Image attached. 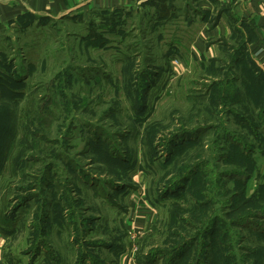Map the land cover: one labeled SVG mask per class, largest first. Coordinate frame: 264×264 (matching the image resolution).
I'll use <instances>...</instances> for the list:
<instances>
[{
	"label": "rangeland",
	"instance_id": "obj_1",
	"mask_svg": "<svg viewBox=\"0 0 264 264\" xmlns=\"http://www.w3.org/2000/svg\"><path fill=\"white\" fill-rule=\"evenodd\" d=\"M195 5L0 20V264H264V70Z\"/></svg>",
	"mask_w": 264,
	"mask_h": 264
},
{
	"label": "crops",
	"instance_id": "obj_2",
	"mask_svg": "<svg viewBox=\"0 0 264 264\" xmlns=\"http://www.w3.org/2000/svg\"><path fill=\"white\" fill-rule=\"evenodd\" d=\"M135 1L145 0H0V20L14 19L23 14L25 10L56 14L82 5L101 8ZM195 4L198 9L196 13L200 14V18L191 19V23L205 22L209 28L204 33L207 41L213 38H217L219 41L225 40L226 51L234 54V60L254 63L257 69L264 70V0H195ZM209 45L212 44L206 42L204 50L206 48L208 51L212 50ZM145 201L147 200L144 198L140 201L137 200L136 205H132V208L139 207L138 203L144 207ZM148 208L144 211L137 210L135 213L131 211L129 214L128 221L131 226L129 228L135 229L136 240L139 238V234H144V230L150 227L153 221L155 214L151 211L152 206ZM141 213L145 217L141 216ZM147 217L150 221L148 224ZM126 247L127 245H125V254L120 256V264H138L135 252H132L129 246L127 249Z\"/></svg>",
	"mask_w": 264,
	"mask_h": 264
},
{
	"label": "built area",
	"instance_id": "obj_3",
	"mask_svg": "<svg viewBox=\"0 0 264 264\" xmlns=\"http://www.w3.org/2000/svg\"><path fill=\"white\" fill-rule=\"evenodd\" d=\"M142 197H143L144 199H146V196L144 195V193H143ZM153 212H154V211H153ZM134 238H136L135 235L133 236V239H134ZM130 250H132V252H134V249H131V248H130Z\"/></svg>",
	"mask_w": 264,
	"mask_h": 264
}]
</instances>
